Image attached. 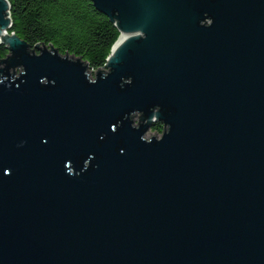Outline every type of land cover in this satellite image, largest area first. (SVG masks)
<instances>
[{"label": "water", "instance_id": "obj_1", "mask_svg": "<svg viewBox=\"0 0 264 264\" xmlns=\"http://www.w3.org/2000/svg\"><path fill=\"white\" fill-rule=\"evenodd\" d=\"M90 1L96 70L0 0V264H264V0Z\"/></svg>", "mask_w": 264, "mask_h": 264}, {"label": "trees", "instance_id": "obj_2", "mask_svg": "<svg viewBox=\"0 0 264 264\" xmlns=\"http://www.w3.org/2000/svg\"><path fill=\"white\" fill-rule=\"evenodd\" d=\"M13 32L30 47L53 46L85 60L89 69L102 66L120 32L90 0H7ZM0 44V58L7 55ZM152 128L163 129L161 122Z\"/></svg>", "mask_w": 264, "mask_h": 264}, {"label": "rangeland", "instance_id": "obj_3", "mask_svg": "<svg viewBox=\"0 0 264 264\" xmlns=\"http://www.w3.org/2000/svg\"><path fill=\"white\" fill-rule=\"evenodd\" d=\"M3 65L4 64H1L0 63V67H3ZM21 70V68L19 67V66H17V67H13V68H11L10 69V71H13L15 74H18V72ZM93 70V69H92ZM94 70H96V69H94ZM134 122L135 123H137V118H135L134 119ZM161 134V132L160 131H158V130H155V129H153V128H149V130L146 132V136L147 137H150V136H159Z\"/></svg>", "mask_w": 264, "mask_h": 264}, {"label": "bare ground", "instance_id": "obj_4", "mask_svg": "<svg viewBox=\"0 0 264 264\" xmlns=\"http://www.w3.org/2000/svg\"><path fill=\"white\" fill-rule=\"evenodd\" d=\"M4 31L6 32V35L8 36V33H7V29L6 28H4ZM9 37V36H8Z\"/></svg>", "mask_w": 264, "mask_h": 264}, {"label": "flooded vegetation", "instance_id": "obj_5", "mask_svg": "<svg viewBox=\"0 0 264 264\" xmlns=\"http://www.w3.org/2000/svg\"><path fill=\"white\" fill-rule=\"evenodd\" d=\"M150 128H152V126H151ZM162 130H163V129H162ZM162 130H161V131H162ZM161 131H160V132H161Z\"/></svg>", "mask_w": 264, "mask_h": 264}]
</instances>
